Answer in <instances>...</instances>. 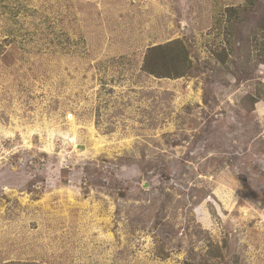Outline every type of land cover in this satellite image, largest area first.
<instances>
[{
  "label": "rangeland",
  "instance_id": "1",
  "mask_svg": "<svg viewBox=\"0 0 264 264\" xmlns=\"http://www.w3.org/2000/svg\"><path fill=\"white\" fill-rule=\"evenodd\" d=\"M245 3L0 0V264H198L211 245L264 264L263 40L258 11L233 31L226 12ZM175 40L198 72H143Z\"/></svg>",
  "mask_w": 264,
  "mask_h": 264
},
{
  "label": "trees",
  "instance_id": "2",
  "mask_svg": "<svg viewBox=\"0 0 264 264\" xmlns=\"http://www.w3.org/2000/svg\"><path fill=\"white\" fill-rule=\"evenodd\" d=\"M242 7L237 8H227V17H228V31L233 29V26L237 25L239 22L245 20L249 17L253 11H258L256 18V33L255 35H262V45L259 46L260 54L258 59L260 64H264V5L261 8H255L253 1L246 0ZM235 18V19H234ZM234 20V22L232 21ZM233 31V30H232ZM186 50L179 40L170 41L163 45H157L151 48H148L142 64V70L146 74H149L157 78H169V79H178L184 76H191L198 72L197 67L192 63V61L187 58ZM260 97H254L252 99L251 105L259 102ZM264 100V99H262ZM212 246V245H211ZM208 247V261L202 260L198 264H212L211 262L219 258L220 255H215L214 252L218 251L217 247ZM10 264H27V263H10Z\"/></svg>",
  "mask_w": 264,
  "mask_h": 264
}]
</instances>
